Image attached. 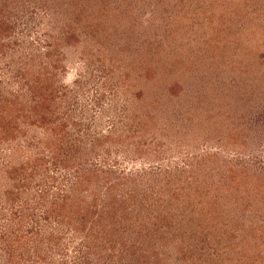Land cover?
Listing matches in <instances>:
<instances>
[{
	"label": "rangeland",
	"instance_id": "obj_1",
	"mask_svg": "<svg viewBox=\"0 0 264 264\" xmlns=\"http://www.w3.org/2000/svg\"><path fill=\"white\" fill-rule=\"evenodd\" d=\"M1 122L0 264H264V0H0Z\"/></svg>",
	"mask_w": 264,
	"mask_h": 264
},
{
	"label": "trees",
	"instance_id": "obj_2",
	"mask_svg": "<svg viewBox=\"0 0 264 264\" xmlns=\"http://www.w3.org/2000/svg\"><path fill=\"white\" fill-rule=\"evenodd\" d=\"M68 38V37H67ZM38 103V102H37ZM35 114H36V116L33 118V122H39V123H42L43 121H44V113L43 112H41L39 109H37V108H35ZM2 119L3 120H7V119H5V118H3L2 117ZM2 121V120H1ZM7 122H8V120H7ZM3 122H1L0 123V130H1V132L2 133H7L8 132V127L6 126V127H2L1 128V124H2ZM5 124H7V123H5ZM25 166L26 165H24V166H21V167H19V171H18V166H17V164H13V165H11V172L13 173V175H15V172H18V174H21L22 173V171L25 169ZM29 174H31V173H29ZM15 178H17V180H16V183L14 184V186L13 187H19V181L21 182V178H20V176H18V177H15ZM18 183V184H17ZM60 205L62 206V204H59L58 205V208L60 207ZM57 208V209H58ZM56 208H54V211L56 212H58V210H57Z\"/></svg>",
	"mask_w": 264,
	"mask_h": 264
}]
</instances>
